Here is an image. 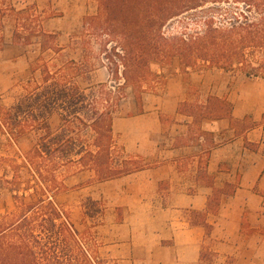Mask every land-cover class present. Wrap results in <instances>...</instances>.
<instances>
[{"label": "crops", "instance_id": "1", "mask_svg": "<svg viewBox=\"0 0 264 264\" xmlns=\"http://www.w3.org/2000/svg\"><path fill=\"white\" fill-rule=\"evenodd\" d=\"M97 14V0H0V86L32 75L30 45L13 39L27 21L38 17L42 31L56 35ZM167 68L173 74L142 94L141 107L130 96L112 119L114 155L140 168L101 182L78 172L64 180L77 188L63 195L100 205L89 231L102 264H204L206 229L191 224L193 213L206 212L214 191L229 185L233 195H220L217 214L204 218L212 227V264L228 258L264 264V79L235 70Z\"/></svg>", "mask_w": 264, "mask_h": 264}, {"label": "trees", "instance_id": "2", "mask_svg": "<svg viewBox=\"0 0 264 264\" xmlns=\"http://www.w3.org/2000/svg\"><path fill=\"white\" fill-rule=\"evenodd\" d=\"M97 1L98 14L88 19V25L105 35L101 45L106 53L110 81L118 86H101L103 99H91L92 91L87 94L66 79L77 75L78 66L74 61L67 62L55 73L44 65L41 67L42 84L36 85L0 115L1 127L13 141H17L28 127L38 134L23 163L14 167L12 179L8 181L12 184L11 194L16 191L11 196L17 211L0 217V264H100L98 258H93L83 246L80 233L68 215L54 202L45 203L40 196L36 201L25 203L26 196L20 192L32 189L35 195H54L66 190L64 179H60L58 173L72 167L77 168V173H92L93 180L99 182L137 171L140 167L134 159L127 158L117 164L111 124L122 90L131 87L141 107L143 85L157 78L150 70L151 63L177 57L184 69L196 68L201 63L208 69L228 72L235 68L248 78L264 79V0ZM231 1L243 7L241 16L248 12L255 15V21L245 17L244 22L219 26L213 17H208L200 35L165 38L161 34L169 20L184 12ZM25 14L27 12H19L17 16L23 18ZM38 22L35 17L34 24L39 28H33L28 34L16 30L14 42L29 46L35 40L41 53L59 52L56 36L42 31ZM22 28L28 30L26 24ZM250 51L260 56L256 66L247 60L246 54ZM215 102L230 112L228 103L216 99ZM185 107V103L181 104L179 111ZM54 113L59 115L61 122L55 134L49 124ZM74 125L81 131L90 130L92 141L87 143L75 136L70 130ZM19 167L26 169L22 174L25 178L23 189L17 185ZM31 179L34 180L33 187H30ZM225 188L214 191L206 212L193 213L195 220L191 224L203 225L207 238H210L212 227L204 221L206 213L217 214L219 196L234 193L233 187L226 185ZM200 261L212 264L203 253V246Z\"/></svg>", "mask_w": 264, "mask_h": 264}, {"label": "rangeland", "instance_id": "3", "mask_svg": "<svg viewBox=\"0 0 264 264\" xmlns=\"http://www.w3.org/2000/svg\"><path fill=\"white\" fill-rule=\"evenodd\" d=\"M242 10L243 7L241 4L232 1L228 3L207 4L201 8L184 12L180 16L169 20L162 27L161 34L165 38H186L200 35L205 29V19L208 17H213L216 25L219 26H228L229 23L235 21L244 22L245 17L249 21H255V15H251L248 12L244 13V16H241L240 13ZM24 17L26 18L27 15L25 14ZM88 19L84 25L73 26L69 32L67 31L55 35L56 45L59 48V52L57 53L51 50L41 53L39 45L34 43L35 40H33V44L30 45L28 53V63L30 65V69L32 70V75L29 76V73H27L23 79L20 78L18 81H14L9 88H6L7 86L4 81L3 86H0V115H3V113L15 104L19 98L31 91L36 85L42 84L41 67L44 65L51 73H55L58 69L66 65L67 62L74 61L78 66L77 75L72 78L67 76L66 79L72 85L78 86L87 94L92 91L93 95L90 96L91 99H103L100 89L101 86H118L114 84V82L110 81V75L107 69L106 53L101 45V42L106 39L105 35L101 32L94 31L91 26L88 25ZM34 21L35 17L33 22ZM33 22L27 21L28 24H26V28H28V30L24 31L25 34H28V32L33 28L35 29L36 24L32 26ZM64 27H66V25H64ZM107 49H109V47H107ZM253 54L254 56H252ZM246 57L248 62H250L253 66L257 65V61L260 58L258 53L251 51L246 54ZM172 64L181 65V62L177 57H174L170 61L163 60L161 62L151 63L150 70L152 73L157 75V78H152V82L148 85H143V88L145 89L144 91L148 92L149 90H152V87H156L163 82L165 76L173 74L171 68H167ZM163 67L167 68L165 73L157 74L155 72L156 69ZM203 68H205V65L199 63L196 68H193L192 70H201ZM234 70L238 71L235 68ZM59 77L60 76H58V78ZM0 80L2 79L0 78ZM122 83L123 81L121 80L120 84ZM9 84L10 83L7 85ZM130 96H134L131 87L121 91V101L126 98H130ZM121 101L117 103L115 108L116 111ZM49 124L52 132L55 134L56 130L61 125L60 118L57 113H54L50 117ZM27 129L28 130H26V132L17 141H13L9 138L5 129L2 128L0 124V217L10 213H16L17 211V206L11 196L16 193V191L11 194L9 189L12 187V184H8V181H11L12 179V170L14 167L23 163L25 154L32 148L37 140L38 134H36V132L29 127ZM70 130L74 131L75 136L80 137V139L87 143H90L93 139V133L90 130L81 131L78 130L75 125L73 128H70ZM114 156L118 165L120 164L119 162L124 161L122 154H115ZM116 166L117 165H115V167ZM18 170L19 179L17 180V185L20 186V189H23L25 185V178L22 174L26 172V169L19 167ZM58 174L60 179L65 180V178L77 174V168L72 167L70 169H62ZM27 179H30V176H28ZM90 181L94 180L92 179ZM30 185H32L30 187L34 186V180H30ZM65 186L66 190L57 192L54 195L49 193L44 195H35L32 189L27 192L21 191L20 195L23 193L25 194V203L36 201L40 196H42L45 200V203L54 202L58 208L68 215L70 221L80 233L83 246L88 250L89 254L93 258H98L89 229L97 223V218L100 214V205H96L95 202L85 196L80 198L77 194L65 198L63 193L71 190L72 188H77V186L68 187L66 184ZM30 198H32V200ZM81 206L84 208V212H82V214L79 210V207ZM85 218L89 219L86 220ZM202 246L203 253L206 254V257L212 261V258L216 254L211 246L209 238H206V242H204ZM98 261L102 264L99 258ZM231 261L232 260L228 258L226 264H230Z\"/></svg>", "mask_w": 264, "mask_h": 264}]
</instances>
